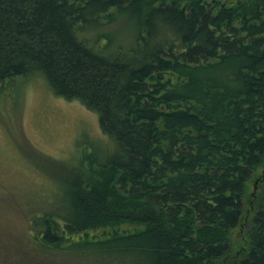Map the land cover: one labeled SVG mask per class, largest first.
I'll return each mask as SVG.
<instances>
[{"label":"trees","instance_id":"16d2710c","mask_svg":"<svg viewBox=\"0 0 264 264\" xmlns=\"http://www.w3.org/2000/svg\"><path fill=\"white\" fill-rule=\"evenodd\" d=\"M35 75L111 146L16 264H264V0H0V84Z\"/></svg>","mask_w":264,"mask_h":264},{"label":"rangeland","instance_id":"374dc122","mask_svg":"<svg viewBox=\"0 0 264 264\" xmlns=\"http://www.w3.org/2000/svg\"><path fill=\"white\" fill-rule=\"evenodd\" d=\"M111 29L114 45L128 48L133 42L134 29L128 22L104 28L107 33ZM107 138L96 113L55 96L43 76L15 77L0 84V264L36 256L28 241L29 219L46 210H64L60 181L88 156L99 159L109 151ZM263 182L258 177L249 187L252 202L247 212Z\"/></svg>","mask_w":264,"mask_h":264}]
</instances>
